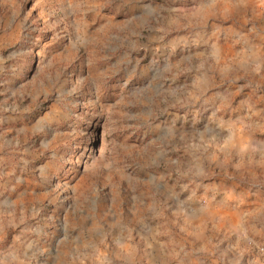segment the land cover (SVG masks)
<instances>
[{
  "label": "rangeland",
  "instance_id": "obj_1",
  "mask_svg": "<svg viewBox=\"0 0 264 264\" xmlns=\"http://www.w3.org/2000/svg\"><path fill=\"white\" fill-rule=\"evenodd\" d=\"M0 264H264V0H0Z\"/></svg>",
  "mask_w": 264,
  "mask_h": 264
}]
</instances>
